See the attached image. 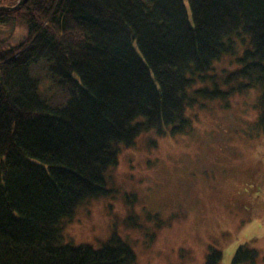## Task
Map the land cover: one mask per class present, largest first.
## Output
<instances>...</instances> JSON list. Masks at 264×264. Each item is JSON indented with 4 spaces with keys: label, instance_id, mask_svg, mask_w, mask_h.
I'll return each mask as SVG.
<instances>
[{
    "label": "trees",
    "instance_id": "1",
    "mask_svg": "<svg viewBox=\"0 0 264 264\" xmlns=\"http://www.w3.org/2000/svg\"><path fill=\"white\" fill-rule=\"evenodd\" d=\"M0 28V264L131 263L113 236L66 241L60 219L143 132L188 133L199 97L255 90L264 132V0H24ZM259 261L240 243L229 264Z\"/></svg>",
    "mask_w": 264,
    "mask_h": 264
},
{
    "label": "rangeland",
    "instance_id": "2",
    "mask_svg": "<svg viewBox=\"0 0 264 264\" xmlns=\"http://www.w3.org/2000/svg\"><path fill=\"white\" fill-rule=\"evenodd\" d=\"M225 98L199 97L203 103L187 109L186 134L143 132L122 147L106 171L105 192L75 208L64 239L94 247L121 239L134 252L129 264H202L208 245L222 251L219 264H229L240 243L263 256L264 132L255 127L256 92Z\"/></svg>",
    "mask_w": 264,
    "mask_h": 264
},
{
    "label": "bare ground",
    "instance_id": "3",
    "mask_svg": "<svg viewBox=\"0 0 264 264\" xmlns=\"http://www.w3.org/2000/svg\"><path fill=\"white\" fill-rule=\"evenodd\" d=\"M17 1L18 0H15V2H14V4H12V5H7V6H13V5H15L16 3H17ZM10 10H12V9H10ZM63 93V95L65 96L66 94L64 93V92H62ZM92 197H97V195L95 196V194H92V196L90 197V198H92ZM90 198H88V199H90ZM74 213V212H73ZM73 215V214H72ZM71 215V216H72ZM71 216L69 217V215L67 216H63L61 219H60V229H62L63 228V226H64V222L66 221V220H68L69 221V219L71 218ZM70 241V240H69ZM88 244V243H87ZM91 245V244H90Z\"/></svg>",
    "mask_w": 264,
    "mask_h": 264
},
{
    "label": "water",
    "instance_id": "4",
    "mask_svg": "<svg viewBox=\"0 0 264 264\" xmlns=\"http://www.w3.org/2000/svg\"><path fill=\"white\" fill-rule=\"evenodd\" d=\"M24 0H18L17 3L13 6H7V5H0V11H6L10 9H16L19 8L20 4H22Z\"/></svg>",
    "mask_w": 264,
    "mask_h": 264
}]
</instances>
